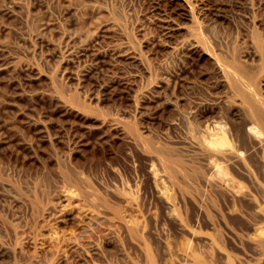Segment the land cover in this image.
I'll list each match as a JSON object with an SVG mask.
<instances>
[{"label":"rangeland","instance_id":"1","mask_svg":"<svg viewBox=\"0 0 264 264\" xmlns=\"http://www.w3.org/2000/svg\"><path fill=\"white\" fill-rule=\"evenodd\" d=\"M219 1L169 36V0H0V264H264V180L225 203L188 144L264 77V10Z\"/></svg>","mask_w":264,"mask_h":264},{"label":"bare ground","instance_id":"2","mask_svg":"<svg viewBox=\"0 0 264 264\" xmlns=\"http://www.w3.org/2000/svg\"><path fill=\"white\" fill-rule=\"evenodd\" d=\"M237 1L243 2V4L244 1H247L250 4L248 9L251 13H259L261 10H264V0ZM169 3L171 6L169 11L170 15L168 19L163 21L168 26L169 36L179 30L181 18L184 17L188 7L192 15L190 20H192L194 10L198 17L206 18V16L218 13L224 5L219 0H187V2L184 3L180 0H169ZM255 3L257 6L253 7ZM190 52L201 56L197 43H193L190 46ZM93 56L98 57L96 53H94ZM238 96L240 98L241 109L237 112L238 117L234 115L232 117H225L227 122L226 130L221 129L211 134L208 132V129L210 131L211 123L209 119H206V115L212 111V108L209 110L202 109L199 113L201 119L206 117L205 120L202 121V124L201 121H199L192 128H187L190 153L198 155L206 170L215 175V182L205 179L204 183L211 189L216 190L219 197L225 203L241 200H245V202L246 200H250L252 202L251 194L246 187L240 189L237 194L233 193V188L235 187L234 177L236 175H243L251 182L252 188L257 191L261 188L257 183V179L264 180V77L262 81L258 83L254 82L249 92L239 93ZM38 125V123L34 124L35 130L39 127ZM212 129L214 130V127H212ZM251 131H254L255 134H252ZM215 135H217V138L212 139ZM169 157L170 160L168 162L165 161V170L171 173V187H173L175 191H182L181 193H183V191L186 192L184 195L180 193V196H176L175 199L178 198L183 201L190 199L195 202V198L192 197L193 193L189 190L188 174L186 172L182 173L180 170L177 159L178 153L175 152ZM178 173H182V175L180 176ZM259 194L264 197L263 191ZM172 195L175 196L174 194Z\"/></svg>","mask_w":264,"mask_h":264}]
</instances>
